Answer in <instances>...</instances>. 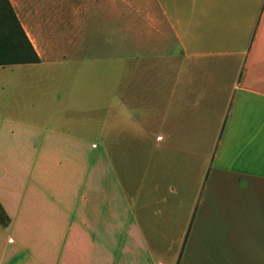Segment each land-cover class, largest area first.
<instances>
[{
	"label": "crops",
	"instance_id": "0c3cea01",
	"mask_svg": "<svg viewBox=\"0 0 264 264\" xmlns=\"http://www.w3.org/2000/svg\"><path fill=\"white\" fill-rule=\"evenodd\" d=\"M75 1L9 0L38 61L0 65V264H264V0ZM84 11L149 52L96 72Z\"/></svg>",
	"mask_w": 264,
	"mask_h": 264
},
{
	"label": "rangeland",
	"instance_id": "374dc122",
	"mask_svg": "<svg viewBox=\"0 0 264 264\" xmlns=\"http://www.w3.org/2000/svg\"><path fill=\"white\" fill-rule=\"evenodd\" d=\"M74 2V1H73ZM75 2L79 3V4H84L86 3L85 0H76ZM176 2H179V0H176ZM68 8V7H67ZM87 14H91V12H82L80 14V18H79V22H78V31L77 32V36L74 38V41L78 43V49H80L83 44L86 41L89 42H94L95 44V48L94 51L96 53H98L97 55H94L96 58L94 63V67L96 72H101L103 66H108L109 67V72L113 75L118 74L120 72V62L122 63V60H117L118 59V54H114L112 53V56H114V58L112 57L111 62H108L106 59H103L102 55L100 54L101 51V47H102V41L103 39H105V43L106 45H109V48L112 52L114 51H118L117 45L120 42L121 45V50H124L120 55L121 56H126V63L127 65H131L130 63L134 62L135 57H142L145 55V53L149 52L148 48L144 47L141 48L143 44H145V42L147 41V43L149 44V47H151V44L153 43L151 37L150 38H143L141 37V33H139L140 31L137 30V28L134 26L133 20V13L128 11V14L126 16L125 19V30L121 31L120 33H118L117 31H115L113 25H116L117 23L112 24L111 26V31L110 33L106 35V33H104L103 31H96V32H86L83 31V29L85 28V23H86V17ZM94 19H100L103 23V17L102 14L99 13L97 15L94 16ZM102 23L99 25L101 26ZM122 24V22H121ZM96 24V26H98ZM104 37V38H103ZM125 46L124 48H122V46ZM120 49V48H119ZM177 49L180 50V47L177 46ZM87 51V49H85ZM105 50H107V48H105ZM117 56V58H116ZM85 60L87 59V55L84 57ZM116 58V59H115Z\"/></svg>",
	"mask_w": 264,
	"mask_h": 264
},
{
	"label": "trees",
	"instance_id": "16d2710c",
	"mask_svg": "<svg viewBox=\"0 0 264 264\" xmlns=\"http://www.w3.org/2000/svg\"><path fill=\"white\" fill-rule=\"evenodd\" d=\"M36 61L38 57L9 0H0V65ZM5 219V214L0 208V220Z\"/></svg>",
	"mask_w": 264,
	"mask_h": 264
}]
</instances>
